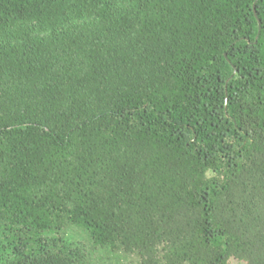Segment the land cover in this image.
Wrapping results in <instances>:
<instances>
[{"label":"trees","instance_id":"16d2710c","mask_svg":"<svg viewBox=\"0 0 264 264\" xmlns=\"http://www.w3.org/2000/svg\"><path fill=\"white\" fill-rule=\"evenodd\" d=\"M264 264V0H0V264Z\"/></svg>","mask_w":264,"mask_h":264},{"label":"rangeland","instance_id":"374dc122","mask_svg":"<svg viewBox=\"0 0 264 264\" xmlns=\"http://www.w3.org/2000/svg\"><path fill=\"white\" fill-rule=\"evenodd\" d=\"M71 236L81 242L87 248L90 264H141L135 254H126L121 251L109 253L101 248H91L87 238L78 230H70ZM227 264H245L243 261L230 258Z\"/></svg>","mask_w":264,"mask_h":264}]
</instances>
